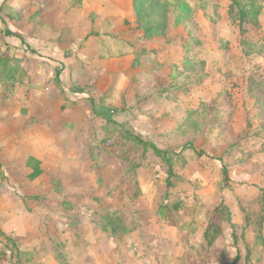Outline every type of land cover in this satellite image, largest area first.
Returning a JSON list of instances; mask_svg holds the SVG:
<instances>
[{"label": "rangeland", "instance_id": "rangeland-1", "mask_svg": "<svg viewBox=\"0 0 264 264\" xmlns=\"http://www.w3.org/2000/svg\"><path fill=\"white\" fill-rule=\"evenodd\" d=\"M230 3L3 11L0 264H264V0Z\"/></svg>", "mask_w": 264, "mask_h": 264}, {"label": "trees", "instance_id": "trees-1", "mask_svg": "<svg viewBox=\"0 0 264 264\" xmlns=\"http://www.w3.org/2000/svg\"><path fill=\"white\" fill-rule=\"evenodd\" d=\"M165 1H167V0H165ZM176 6H180V4H179V2L177 1L176 3ZM174 7H175V5H174ZM229 11H231V14L233 15V12L234 11H238V14H240V15H242V16H244L245 17V14H246V10L245 9H242V8H240L239 7V0H232V3H230V5H229ZM244 17H242V18H244ZM8 35H11V34H13L12 32H10V31H7L6 32ZM16 35V34H15ZM17 36H20V35H17ZM57 73H59V71L57 70ZM125 132H126V130H125ZM127 135H130L131 137H134V140L137 142V143H139V144H141L142 146H143V148H144V150H151L152 152H154L155 154H157V155H161V156H163V157H165L166 156V153H165V151H163V150H161V149H159L153 142H150V141H145V140H143L138 134H130L129 133V131H127V133H126ZM132 135H134V136H132ZM222 172H223V175H224V181L225 182H228L229 181V177H228V174H227V169H226V167L225 166H223V168H222ZM171 174H173V171H172V168L171 167H169V176H171ZM169 180V179H168ZM134 184L135 185H137V180L136 179H134ZM228 185V183L226 184V186ZM215 210L219 213V216H220V220L222 219V217L223 216H225L226 215V220L228 221V222H230L231 221V214H230V211H229V209H228V207L223 203V202H221L216 208H215ZM212 221H215L214 219L212 220H210L209 221V224H208V226L206 227V230L204 231V239L206 240V242H207V244L209 245V244H211L212 243V240H213V238H214V232H218V233H220L221 232V225H220V221H217L218 223H216V224H218V225H214L213 226V232L212 231H210V229H212L211 228V222ZM103 231L105 232L106 231V229H103ZM3 235H4V233L3 232H1ZM6 238H9L8 236H6V235H4Z\"/></svg>", "mask_w": 264, "mask_h": 264}, {"label": "crops", "instance_id": "crops-1", "mask_svg": "<svg viewBox=\"0 0 264 264\" xmlns=\"http://www.w3.org/2000/svg\"><path fill=\"white\" fill-rule=\"evenodd\" d=\"M33 2H34V0H0V41L16 45L17 43H16V40L13 39L14 38L13 36L19 35L18 33L11 31L12 29H10V30L7 29L10 32H12L13 34L8 35L6 33V36H2L3 35V33L1 32V30L3 28L2 27L3 22L1 19V16L3 15L2 13L6 12V14H10V15H13V14L20 15V13L22 12L21 9L22 8L24 9L25 7L31 8V5ZM5 17H6V15H3V19ZM18 38H20V40H22L21 35L18 36ZM95 236H96V238H99V239L103 238V236L100 238V236H101L100 233L96 234Z\"/></svg>", "mask_w": 264, "mask_h": 264}]
</instances>
